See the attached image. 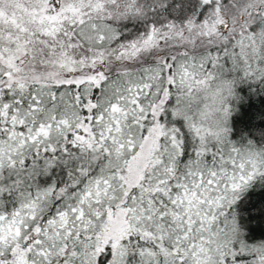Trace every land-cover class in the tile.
I'll list each match as a JSON object with an SVG mask.
<instances>
[{
  "label": "snow or ice",
  "instance_id": "snow-or-ice-1",
  "mask_svg": "<svg viewBox=\"0 0 264 264\" xmlns=\"http://www.w3.org/2000/svg\"><path fill=\"white\" fill-rule=\"evenodd\" d=\"M257 117L264 0H0V264H264Z\"/></svg>",
  "mask_w": 264,
  "mask_h": 264
},
{
  "label": "trees",
  "instance_id": "trees-1",
  "mask_svg": "<svg viewBox=\"0 0 264 264\" xmlns=\"http://www.w3.org/2000/svg\"><path fill=\"white\" fill-rule=\"evenodd\" d=\"M260 99H261L260 97H256V96H253L252 97V102H254L256 104L257 109H259L261 107V105H260ZM247 102H248V100L246 98L245 99V103H247ZM256 123L261 124V125H264V121L260 120L259 117H257Z\"/></svg>",
  "mask_w": 264,
  "mask_h": 264
}]
</instances>
